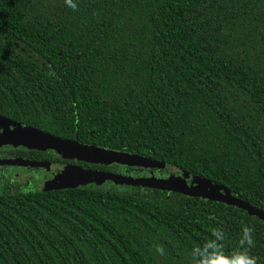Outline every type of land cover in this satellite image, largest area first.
<instances>
[{
	"label": "trees",
	"instance_id": "trees-1",
	"mask_svg": "<svg viewBox=\"0 0 264 264\" xmlns=\"http://www.w3.org/2000/svg\"><path fill=\"white\" fill-rule=\"evenodd\" d=\"M74 2L75 11L65 0H0V118L162 162L135 169L186 173L264 214V0ZM15 156L62 162L49 150L0 148ZM70 162L122 175L134 167ZM105 181L0 182V264H191L212 228L231 252L242 225L254 228L250 254L264 264L260 217Z\"/></svg>",
	"mask_w": 264,
	"mask_h": 264
},
{
	"label": "water",
	"instance_id": "water-1",
	"mask_svg": "<svg viewBox=\"0 0 264 264\" xmlns=\"http://www.w3.org/2000/svg\"><path fill=\"white\" fill-rule=\"evenodd\" d=\"M8 134L9 138L4 140V142L7 144L22 145L29 148L53 149L58 154L62 155L63 158L80 159L88 162H99L104 164L116 163L120 165L141 168H160L164 165L162 162L145 158L135 153L114 151L94 145L81 144L76 140L59 138L57 136L27 126H14L8 130ZM0 164H16L29 167L45 166L39 161H27L19 158L0 159ZM73 174L81 178L92 177L94 178L96 184H100L104 180H109L113 184L138 185L141 187L156 188L172 192H179L189 196H197L205 199L216 200L244 209L248 213L258 216L264 221V214L262 212L225 192H220L203 185H198L194 182H190L188 184L186 182V173H182L181 177L172 175H168L167 177H155L152 175L131 177L122 174L81 168L74 164L64 165L60 170V175H65L66 177H70ZM61 178L62 176H59L57 173L55 183L51 184L50 186H71L62 185L60 183V180H62ZM208 185L209 184L207 183V186Z\"/></svg>",
	"mask_w": 264,
	"mask_h": 264
},
{
	"label": "clouds",
	"instance_id": "clouds-1",
	"mask_svg": "<svg viewBox=\"0 0 264 264\" xmlns=\"http://www.w3.org/2000/svg\"><path fill=\"white\" fill-rule=\"evenodd\" d=\"M65 4L73 11L77 10L78 6L74 0H65ZM253 233L254 228L242 225L235 249L226 252L224 231L220 228H212L210 237L203 244L191 249V264H257L258 257L250 254V250L255 244ZM155 251L164 255V248L161 245H157Z\"/></svg>",
	"mask_w": 264,
	"mask_h": 264
},
{
	"label": "flooded vegetation",
	"instance_id": "flooded-vegetation-1",
	"mask_svg": "<svg viewBox=\"0 0 264 264\" xmlns=\"http://www.w3.org/2000/svg\"><path fill=\"white\" fill-rule=\"evenodd\" d=\"M0 119L4 121V123L0 121V141H4L5 139L9 138L8 130L13 128L14 126L11 123H9L6 119H3V118H0ZM15 126L19 127L20 125L16 124ZM13 146L20 147L21 149H33V148L25 147V146H22V145H10V144H7V143H0V148L13 147ZM38 149L42 150L43 148H38ZM44 150H49L52 154H55L53 152L54 150L52 151V149H44ZM56 155L59 156L62 159V162L53 163V162L44 161V160L25 159V158H20L18 156H15V157H4V158L0 157V159H17V158H19V159H24V160H27V161H39V162H42L45 166H33V167H36L33 170H28L29 166L16 165V164H13V165L22 166L23 173H25L26 175H31L32 174V175H37L38 176L39 169H45L46 171L43 172V173H39V175L44 176L45 180H48V179L52 178L59 170H61V168L64 165L73 164L70 161L74 160V159H65V158H62L59 154H56ZM110 164H112V163H110ZM11 165L12 164H0V176L2 178H4L5 182H6V184H4V185L8 186L10 189H12L13 187H16V188H19V189H24L25 186H26V188H30L29 185H27L28 183L15 180L13 178V176L11 174H17V172L16 171H12L10 169V168H12ZM113 165H117V166L121 167L120 164L113 163ZM2 170H3L4 174L2 173ZM115 170L117 171V173H120V174H124V171H125L123 168H119V170H117V168H115ZM125 175H130L131 177H137V176H149L150 173L149 172L139 171V170L135 169V167H133ZM155 176H157V175H155ZM106 181H108V180H106ZM108 182H110V181H108ZM40 188H42V186H40Z\"/></svg>",
	"mask_w": 264,
	"mask_h": 264
},
{
	"label": "rangeland",
	"instance_id": "rangeland-1",
	"mask_svg": "<svg viewBox=\"0 0 264 264\" xmlns=\"http://www.w3.org/2000/svg\"><path fill=\"white\" fill-rule=\"evenodd\" d=\"M1 122L4 123L3 120L0 119ZM0 143H6L4 141H0ZM13 145V144H10ZM26 147V146H25ZM56 154H58L57 152H55ZM60 155V154H59ZM62 156V155H60ZM63 157V156H62ZM12 168H10L12 171H16L17 174H11L13 176V178L15 180L21 181V182H25L28 183L27 185H29L30 188H40V186L42 187H47L53 183H55L56 181V177H57V173L59 176H62V180H60V183L62 185H71V186H76V185H89V186H93L96 185L98 186V184H96V182L94 181V178H81V177H77L75 174H73L70 177H66L65 175H60V170L50 179L45 180V177L42 175H39V173H43L46 170L45 169H39V173L38 176L37 175H26L25 173H23V168L22 166H15V165H11ZM24 167V166H23ZM167 171H170V173H172V169H167ZM10 172V171H9ZM48 172V171H47ZM2 173L4 174L3 170ZM23 173V174H22ZM151 174V173H150ZM8 175V174H7ZM169 175V174H168ZM37 176V177H36ZM150 176V175H149ZM0 179H4L2 177H0ZM54 179V180H53ZM1 182V187L2 185L6 184L5 181H0ZM195 184L198 185H203L205 187L208 188H212L214 190L223 192L222 189H220L219 187L215 186V185H208L207 183H205L204 181L200 180V179H196L193 181ZM115 186V185H114ZM115 189H118V187H114Z\"/></svg>",
	"mask_w": 264,
	"mask_h": 264
}]
</instances>
